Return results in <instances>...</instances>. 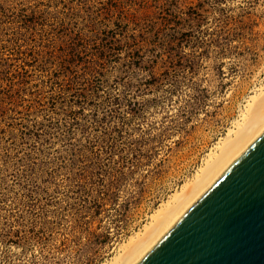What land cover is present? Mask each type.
<instances>
[{
	"label": "rangeland",
	"instance_id": "obj_1",
	"mask_svg": "<svg viewBox=\"0 0 264 264\" xmlns=\"http://www.w3.org/2000/svg\"><path fill=\"white\" fill-rule=\"evenodd\" d=\"M263 78L264 0H0V264L111 262Z\"/></svg>",
	"mask_w": 264,
	"mask_h": 264
},
{
	"label": "water",
	"instance_id": "obj_2",
	"mask_svg": "<svg viewBox=\"0 0 264 264\" xmlns=\"http://www.w3.org/2000/svg\"><path fill=\"white\" fill-rule=\"evenodd\" d=\"M137 264H264V132Z\"/></svg>",
	"mask_w": 264,
	"mask_h": 264
},
{
	"label": "bare ground",
	"instance_id": "obj_3",
	"mask_svg": "<svg viewBox=\"0 0 264 264\" xmlns=\"http://www.w3.org/2000/svg\"><path fill=\"white\" fill-rule=\"evenodd\" d=\"M225 137L206 156L202 167L150 216L143 227L108 264H137L207 191L227 167L264 132V78L246 99Z\"/></svg>",
	"mask_w": 264,
	"mask_h": 264
},
{
	"label": "trees",
	"instance_id": "obj_4",
	"mask_svg": "<svg viewBox=\"0 0 264 264\" xmlns=\"http://www.w3.org/2000/svg\"><path fill=\"white\" fill-rule=\"evenodd\" d=\"M69 52H70L69 55H70L71 57L75 56V55H74V52H73L72 50H69Z\"/></svg>",
	"mask_w": 264,
	"mask_h": 264
}]
</instances>
